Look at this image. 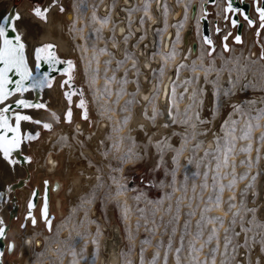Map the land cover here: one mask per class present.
I'll return each instance as SVG.
<instances>
[{
	"label": "rangeland",
	"instance_id": "1",
	"mask_svg": "<svg viewBox=\"0 0 264 264\" xmlns=\"http://www.w3.org/2000/svg\"><path fill=\"white\" fill-rule=\"evenodd\" d=\"M100 1L73 0L72 8L78 20L84 8L88 7L89 17H85V27L76 30L78 26L72 25V30L75 32L73 33L74 41L78 50L82 52L76 53L75 50L68 57H64L57 50L60 59L64 61L71 59L74 67L66 72H56V67H52L55 81L60 79L59 86L61 81H66L71 76L69 82L71 87L62 89L60 86V92L72 93L73 115L74 112L76 113L75 109L79 112V117L72 118V122L75 119L87 121L90 129L95 126V121L101 118L109 122L97 146L100 160L97 159L98 156L90 158L98 170L97 177L90 183L86 182L85 188L72 198L60 194L62 186L60 187L53 199L56 204H59L61 212L55 214L52 210L55 216L49 231L45 229L42 221L35 226L28 224L25 229H21L20 223L24 213V211L18 212L21 200L18 193H21L19 192L21 187L31 189L40 184L42 177L49 176V173L35 174L34 169L25 167L26 172L13 180L27 179V184L17 183L11 193L12 198L6 202V204L9 203L7 204L8 216L4 221L7 225V236L14 240L16 247L10 254H6L5 263L12 264L14 259H19L17 252L20 250V243L24 238L29 237L28 235L45 234L47 238L43 240L44 243L40 248L36 247L35 263L91 264L94 258V264H103L102 241L106 236V228L112 224L118 227L123 242L120 264H172L173 261L175 264H237L240 259L246 257L251 259L250 252L253 245L257 250L264 247V218L246 210L254 207L253 200L257 197L264 199L263 193L258 192L259 185H257V181L261 185L264 183V175H262L264 173L262 168L264 139H258L260 133L264 131V115L259 118L260 127L255 126L257 110L264 109V60L260 59V53L264 51V29L260 28L258 15L251 14L254 18L251 26L244 20L246 27L243 26V29L246 33L242 29V43H237L234 40L235 28L229 24L228 18H225L227 16L224 13V6L219 7V0L214 2L213 0H178L187 8L193 1L189 19L194 34L192 37L194 55L197 57L190 61L189 65H181L179 72L181 70L190 72L187 82L193 90H196V95L193 97L190 108L175 113V121L180 128L172 131L183 134L187 130L186 142L181 148L183 137L176 135L169 141L172 147L165 148L161 154L157 152L155 146L149 145L147 138L141 141V138L136 139L127 133L128 117L137 102L136 93L134 90L127 89V69L124 68L122 60L113 61L108 53L103 58L101 53L106 49V38L103 39L100 28L92 26L93 13L96 12ZM25 2H28L31 7L37 0H13V5L20 6ZM40 2L44 3V0ZM201 4L203 16L208 18V24L211 23L214 28L211 40L215 44V51L211 57L207 55L209 47L207 44L201 42V47H198V38L202 39V35L200 32L198 36L195 31V24L196 29L197 24L200 25L199 19L197 22L195 19L197 8ZM137 24L140 25L139 22ZM180 27L181 24L178 25V28ZM217 27L220 29L219 32L216 31ZM142 28L141 26L139 30ZM163 28L156 30L159 37L157 40L160 39ZM257 29H260L259 34ZM225 37L230 49L228 52L223 50ZM166 59L170 61L171 57L167 56ZM63 65L66 69L67 65ZM167 68L166 66L165 70ZM157 76L159 81L163 74H157ZM176 76L177 72L173 71L174 81ZM199 78H203V82L208 84L206 85L208 93H211L204 99L203 114L205 115L203 116L209 115L213 92L217 89L220 92L222 106L219 109V115L212 124L203 126L220 127L219 147L215 140V145L207 148L203 145L202 135L195 137L192 135L193 130L190 127V124L194 122L192 114L202 98L198 94L200 93ZM46 89L49 88L43 91L37 90V96L42 95ZM226 89L230 91V96L223 95ZM81 90L86 101L87 120L82 119L84 109L78 107ZM157 93L158 86L150 98L156 97ZM237 93L242 99L237 102L241 104V108L233 112L234 103H229V100ZM61 96L66 101L62 94ZM180 102L181 100H178V103ZM229 113L233 115L230 117ZM49 114L51 117V112ZM126 117L127 120H125ZM186 117L191 118L189 123L182 124L181 121ZM34 119L41 118L34 117ZM225 120H228L229 124L221 129ZM233 120L234 125L231 123ZM63 122L62 120L55 124L50 132L59 128V124ZM249 123L253 125L250 133L251 150L244 151L249 140L239 137L247 130ZM201 127H198L196 131L201 132ZM231 127L235 128V132H229ZM37 130L41 131V136L32 146L36 145L41 150L37 152L28 147L25 150L39 158L44 150L43 135L49 131L43 130L42 126H37L35 131ZM233 135L237 139L231 142ZM54 144L56 145L52 146V149H58L59 144ZM177 149L180 151L177 152ZM225 150H228L226 166L224 164ZM174 155L177 156L175 164L172 160ZM157 163L160 164L159 168H156ZM218 164L219 167H217ZM253 174H256L255 182L252 186L246 187ZM53 179H58L62 183L58 175ZM147 181H151V184ZM230 181L233 183L231 187H228ZM221 185L224 186L222 191L219 190ZM118 190L119 195H117ZM217 195L220 196L219 207L215 206ZM229 205L234 207L230 208ZM233 212L237 213L235 217L232 215ZM212 217H221L222 222L213 220ZM14 225H17L20 232L26 235L20 241H17L12 234L13 231L9 232L13 230ZM213 228H215L214 234ZM226 238L227 244H225ZM177 248L180 249L178 253ZM165 253H167V260ZM82 256L84 260L80 259ZM254 264H264V251H261L260 259Z\"/></svg>",
	"mask_w": 264,
	"mask_h": 264
},
{
	"label": "bare ground",
	"instance_id": "2",
	"mask_svg": "<svg viewBox=\"0 0 264 264\" xmlns=\"http://www.w3.org/2000/svg\"><path fill=\"white\" fill-rule=\"evenodd\" d=\"M149 2L150 0H116L114 2L113 0H101L96 8V12L93 13L94 21L92 24L94 28H100L102 31L103 39L106 38V49L101 52L103 53V58L110 54L112 56L113 61L122 60L124 68L127 69V89L128 91H135L137 102L136 106L132 109V112L128 117L126 128L127 133L130 134V136H134L136 137V139L141 138V141L142 139H148L149 137H153L154 140H162L166 136H171V139L175 137L172 136V130L175 128H180V126H178V122L173 124L172 121L175 120L176 112H180L183 109L187 110V106L192 104L193 99L190 100L189 97L192 96L193 88L189 86L187 82L190 76V72L188 70H181L176 76V81H174L175 77L173 78V76L171 75H173V71H175L176 73L177 65H189V62L197 57L194 55V40L192 39L194 35L193 31H191V34L188 36L186 43L183 40L185 31L188 28H191L189 16L191 4L193 1L190 3L188 8L185 7V5L183 3H180L178 0H152L150 3ZM58 3L62 4L63 7L66 9L63 12H60L58 6L53 7L50 13V18L53 19L59 25V27L55 30L54 34L51 35H53V38L57 44V50L59 54L64 57H68L75 50L76 53L82 52L78 50V47L74 41L75 32L72 30V25L75 24L76 26H78L76 30L78 28L81 29L85 27V17H89V15H87L88 7L86 6L84 8L83 13L78 20L72 8L73 0H61V2ZM218 4L220 8H223L224 0H219ZM12 6V0H0V13L6 12ZM20 6L23 7L25 11H27V9L29 8V3L25 2ZM201 10V16H203L202 4L197 8L195 21L197 22L198 19L200 21V25L199 23L197 24V29L196 24L194 23L195 31L198 36H200L201 32ZM250 12L251 14L254 13L252 8L250 9ZM175 13H178V16H175ZM137 22H139L140 25L137 24ZM179 24H181L180 28H178ZM120 25L124 26V31L118 33L116 28ZM141 26L143 28L139 30ZM243 26L246 27V22H244ZM161 27L164 28L162 30L160 41L158 43L157 39L159 37L157 39L154 38L158 36L156 34V30H159ZM120 28L121 26L119 27V29ZM213 29V25L209 23L211 39L213 37ZM244 31L246 33V30L243 29V32ZM29 39L31 41V37ZM201 42L203 41L199 37L198 47H201ZM80 49L82 50V47ZM172 53L175 54L171 55ZM26 56L28 59L29 68L32 69L33 72H35L36 65L34 53L31 50L26 51ZM167 56L171 57L170 61L166 59ZM161 65H163L164 67V73L161 79L158 81L159 78L157 74L161 75L159 71ZM166 66L168 68L165 70ZM123 69L121 70V72L123 71ZM9 75L12 78V86L15 87V80L19 77L17 76L15 71L10 72ZM169 75L171 76V79L169 82H166V78ZM223 79H225V77H223ZM59 80L60 79L54 81L53 87L50 89H46L43 94L41 93L42 95L40 96H37V90L33 91L31 89L26 91L23 94V97L17 94H14V96L17 99L24 98L28 100H33L34 102H47L48 106L51 109H54L57 113L61 114L66 109L67 102L64 101L61 96V94L63 95V93H61L62 91L60 92L61 89L58 84ZM222 82H224V80ZM206 85L208 84L203 82V78H199V91L201 89H203L204 91L198 94L203 99H206V96L209 94ZM156 86H158V93L156 97L150 98V95L154 92ZM173 88L175 89L174 93ZM210 88L211 86L209 87V89ZM185 89H187L188 91L185 92ZM181 93H184L183 97H181ZM239 97L240 95H238V93L234 94L230 98L229 103H237L241 101L242 99H240ZM178 100H181V102L178 103ZM8 103L11 108L19 110L24 114L32 115L33 118H41L45 121L48 120L47 118L52 119V117H50L49 112L46 110L36 108L21 109L14 104L12 98H9ZM169 106H171V111L173 113L172 116L168 115ZM153 109L156 110L154 119H152ZM75 111L76 113L74 112L73 118L77 117L79 114L78 110L75 109ZM21 123L22 131L35 132L37 126L34 123L29 121H22ZM77 124L80 125V134L78 138L80 140L85 141V146L83 150L85 151L88 159L80 161V164L77 166V170L75 173L76 178L74 180H66L62 178L59 174H52L48 172L47 169L43 166L42 159L37 160L36 162L32 163L31 166L27 167L29 169H34L35 174L42 173L43 175H46L47 173H49V176H45V178L50 179V181H52V184L49 188L48 210L49 215L52 214L53 218L55 214L61 212L59 204H56L53 199L54 194L60 189L61 186L62 187L60 194H63L68 198H72L73 195L80 193V191L85 188L86 182L90 183L92 179H95L97 177L98 170L93 164L91 165V167H89L88 160H90L91 157L95 158V156L100 155L98 151L99 148L97 150V146L99 145V142H101L100 140L102 139L103 134L107 129L106 125L109 124V122L103 118L96 120L94 124L95 126L92 129H90V125L87 121L75 119L72 123L63 122L59 124V128H57L56 130L54 129L53 132H46L43 135L42 148H44V150L40 157L46 155L48 150H51L52 146L56 145L53 142H49V137H55L62 132L68 134L71 148L66 145L62 152H53V158L59 159L65 157L68 155L69 152L78 154L82 149L80 145L77 144L73 139V137L77 134ZM166 124L168 125L167 128L164 127V125ZM141 125H143V127H141ZM208 128L211 129L210 133L207 135H202V139L203 145L207 146V148H211L215 145V139H213V134L218 136L221 130L220 127L215 128L213 126H209ZM202 129L203 126L201 127V130ZM31 148L37 152L41 150L36 145H33ZM25 149H27V144H25ZM97 159L100 160V156H98ZM262 168H264V166H262ZM80 169H82V172L80 171ZM25 172V168L20 169L16 174H13L11 176L6 175L4 177V181L8 182L13 179H16L18 176L23 175ZM56 175L59 176L62 183H60L58 179H53ZM262 175H264V173ZM45 178L42 177L40 184L33 186L31 189L21 187V190L19 191L21 193H18L21 197L18 212L24 211L22 220L24 219V214L27 209L26 205L28 198L32 190L37 189L39 194L37 196V206L33 211V216H35L37 223H41L39 216V204L41 203V196L44 187L42 181ZM64 183L66 184L64 185ZM257 183V185H259L258 192L263 193L264 196V183L262 185L258 181ZM54 184H58L59 187H56V189L53 190L52 188ZM253 202V206L257 209L256 214H258V216H262L261 218H264V199H260L259 196L255 200H253ZM7 204L6 202H4L3 198H0V217H2L4 221L8 216L9 207ZM52 210L55 211V214L52 212ZM28 224L29 223H27L26 225ZM42 224L44 223L42 222ZM106 230V234L104 233L106 236L102 241V248L104 251V255L102 257L104 258L103 264H120V253L123 246V242L121 240L118 227H116L115 224H112L108 226ZM9 232H12L17 241L22 240L26 236L25 234L20 232L17 225H14L13 230ZM28 236L29 237L24 238V240H30L31 243L25 245L23 248L21 247L22 242L20 243V250L17 252V257L19 259H14V261L11 262L12 264H38L35 263L36 260L34 259V253L37 251L36 247L40 248V246L44 243L43 240L47 238V235L33 234ZM36 240H39L38 244L35 243ZM252 247L253 249L250 252L251 259L249 257L240 259L237 261V264H254V262H257L260 259L261 250H257L254 245ZM54 248H56V246H54ZM28 251L29 254L31 253L30 256L28 254ZM6 254L7 253L4 252L2 264H6L4 260ZM172 264H175L174 261L172 262Z\"/></svg>",
	"mask_w": 264,
	"mask_h": 264
},
{
	"label": "snow or ice",
	"instance_id": "3",
	"mask_svg": "<svg viewBox=\"0 0 264 264\" xmlns=\"http://www.w3.org/2000/svg\"><path fill=\"white\" fill-rule=\"evenodd\" d=\"M214 2V0H213ZM255 5V12L258 14L259 21H260V28L264 29V0H253ZM59 7V11L63 12L64 7L62 4L58 3V0H44V3H41L40 0H37L31 7L25 11L23 7L13 5L10 7L6 12L0 13V198L4 199V202L11 199V193L14 190V187L17 183L27 184V179L16 181L12 180L11 182H5L4 177L11 176L16 174L18 170L23 169L25 167L31 166V164L38 160H43V166L47 169L48 172L52 174H59L62 178L66 180H74L75 173L77 170V166L80 164L81 160H87L88 157L85 153L84 146L85 141L80 140V125H76L77 134L73 137L75 142L80 145L81 151L78 154H74L73 152H69L67 156L54 159L53 158V151L62 152L64 147L67 145L71 148V144L69 143V136L66 133H60L55 137H49V142H54L59 144V148H54L48 150L46 155L41 157H37L34 153L26 152L25 144H27L28 148L32 147V144L39 139L41 136V131L37 130L35 132H24L22 131V121H29L34 123L37 126H42L43 130L52 131L55 124L60 123L62 120L67 123L72 122L73 118V110H72V93L69 91H64L63 96L64 99L67 101V109L63 111L61 114H57L56 111H53L48 108L47 102H34L33 100H28L24 98H15L14 94L20 95L23 97V94L28 91L29 89L36 91L40 90L43 91L45 88H52L55 77L52 75V66L54 64H66L67 68H56V72H66L70 71L74 67V63L71 59L66 61L61 60L60 57L57 55V44L53 38L55 30L59 27V25L50 18V13L53 7ZM225 12H235L239 15H242L244 19L247 21L249 26L253 25L254 21L249 17L248 13L243 9H235L232 3V0H228V3L225 8ZM227 19V17H225ZM231 23L235 26L237 25L238 21L233 18ZM123 31V29H120ZM217 32L220 29L217 27ZM260 29H257V34H259ZM31 37V41L30 38ZM225 43L223 44V50L225 52L230 51L229 45L227 44V37L224 38ZM204 43L207 44L208 51L207 55L209 57L214 55L215 51V44L210 39L208 35L203 37ZM235 42L242 43V37L240 34H237L234 37ZM31 50L35 56V65L36 71L33 72L32 69L28 66V59L26 56V51ZM172 53L171 55H174ZM254 55V54H253ZM260 59L264 60V51L260 53ZM47 64L49 67L48 71H40L41 65ZM182 64V62H181ZM181 65L176 66V72L179 74V69ZM15 71L18 79L15 80V87H9V83L11 82L12 78L9 75L10 72ZM160 73H164V67L161 65L159 69ZM71 76L68 77V80L61 81V88L64 89L66 87H71L70 85ZM188 90L185 89V92ZM204 90L201 89L200 92ZM175 89L173 88V93ZM81 99L79 100L78 107L84 109L82 113V119L87 120V108H86V101L83 98V91L81 90L79 93ZM183 97L184 93L180 94ZM196 95V90H193L192 96H190V100ZM224 96H230L231 93L229 90H225L223 93ZM212 107L210 109L209 115L203 116V109H204V99L201 98L197 103V107L195 112L192 114V118H194V122L190 124L192 128V135L195 137L197 135H207L210 133L211 129L208 127H203L202 132H197L196 129L198 127L204 125L212 124L217 116L219 115V109L222 106V100L220 98V92L217 89L212 94ZM9 98H12L14 104L19 108L23 109H45L51 112V121H45L41 119H34L32 115L24 114L23 112L13 109L9 106ZM251 103V101H249ZM187 107H191L188 105ZM233 112L239 110L241 108V104L234 103L232 105ZM10 113V115H9ZM156 114V110L153 109V118ZM168 115L172 116L173 113L171 111V106H169ZM233 113H229L231 117ZM264 115V109L257 110L256 119L257 124L256 127H260L259 118L260 116ZM189 117H186L184 120L181 121L182 124L189 123ZM127 120V117L125 118ZM173 124L176 123L175 120L172 121ZM232 125L235 124V121H231ZM229 124L228 120L224 121V124L221 125V129H224L226 125ZM143 127V125H141ZM165 128L168 125H164ZM253 125L251 123L248 124L247 130L241 135L240 139H248V146L247 148L243 149L244 151L251 150V139L250 133ZM229 132H235V128H229ZM182 135V144L181 148L183 147V143L186 142L188 132L185 130L183 134L173 132L172 136ZM171 136H166L162 140H154L153 137H149V145L155 146L158 153H163L165 148H171L172 144L169 143L171 140ZM213 139L217 141L219 147V140L220 137L213 134ZM227 139V137H226ZM237 139L236 136L231 137V142H234ZM258 139H264V131L260 133ZM195 146V145H194ZM118 147V145H117ZM39 151V149H38ZM177 152L180 149L176 150ZM259 152V149H257ZM173 163L177 162V156L172 157ZM243 163V161H241ZM224 164L225 166L228 164V150L224 151ZM88 165L91 167L92 161L88 160ZM160 164H156V168H159ZM219 167V164L217 165ZM82 172V169H80ZM233 171H234V164H233ZM175 178V173L173 170V179ZM256 180V174L252 175V179L249 181V185L246 187L252 186ZM43 186L45 189L44 192V204L41 209L42 218L45 221L46 227L51 229V219L48 216V191L52 184L50 179L45 178L43 181ZM147 183L151 184V181H147ZM161 183H163L161 181ZM233 182H229L228 187L232 186ZM56 187H59L57 184ZM223 185L220 186V191L223 190ZM37 189H33L32 196L35 197L38 195ZM119 195V190L117 192ZM253 196H256V192H253ZM230 199H234V197H230ZM215 206H220V196L217 195L215 197ZM28 212L26 213L24 220L25 223L20 224L21 229L26 228V222L31 219V223L33 226L36 225L37 221L35 216H33L32 209L35 207V204L32 199L28 201ZM229 207H234V205H229ZM247 211L252 212L253 214L256 213L257 209L255 207L251 209H246ZM236 212H233V217L236 216ZM213 220H221V217H212ZM213 234L215 233V228H213ZM7 234V225H5L4 220L0 217V239H6ZM238 235V234H237ZM211 239V236H209ZM30 240H22L21 247L23 248L25 245L30 244ZM39 243V241H37ZM228 243L226 238L225 244ZM16 247L14 241L9 240L3 249H0V264H2V258L4 256V251L12 252ZM177 253L180 251L179 248L176 249ZM215 251V249H213ZM261 251H264V247H262ZM84 260L85 258L82 256L80 258ZM165 259L167 260V253H165ZM91 264H94V258L91 261Z\"/></svg>",
	"mask_w": 264,
	"mask_h": 264
},
{
	"label": "water",
	"instance_id": "4",
	"mask_svg": "<svg viewBox=\"0 0 264 264\" xmlns=\"http://www.w3.org/2000/svg\"><path fill=\"white\" fill-rule=\"evenodd\" d=\"M227 3H228V0H225L224 13H225V15H226L227 18H228L229 24H230L232 27L235 28V36H236L237 34H240V35H241V33H242V29H243V25H244V20H245V19H244V17H243L242 15H239L238 13H235V12H225V8H226ZM232 3H233V6H234L235 9H243L244 11H246V12L248 13L249 17L254 21V18L252 17L251 12H250V9L252 8L253 12L256 13V12H255V5H254V3H253V0H232ZM204 12H205V11H204ZM256 14H257V13H256ZM257 15H258V14H257ZM233 18H235V19L238 21L237 25H235V26L231 23V21H232ZM258 18H259V17H258ZM200 20H201V35H202V39H203V37H204L205 35H208V36L210 37L208 18H207L206 16H201ZM245 21H246V20H245ZM246 22H247V21H246ZM191 31H192L191 28H188V29L185 31L184 36H183V40H184L185 43L187 42V38H188V36L191 34ZM235 36H234V37H235ZM210 39H211V37H210ZM203 42H204V40H203ZM54 66H55L56 68H64V69H65V65H63V64H54L52 67H54ZM48 70H49V67H48L47 64H42V65H41V68H40V71H41V72H43V71H48ZM12 85H13V84L10 82L8 86H9V87H13ZM10 107H11V106H10ZM52 189H53V190L56 189V185H55V184H54V186H53ZM32 191H33V190H32ZM44 192H45V189H44V187H43V193H42V196H41V203L39 204V216H40V220L44 223V227H45V229L49 231V228L46 227V225H45V221H44V219L42 218V215H41V209H42L43 204H44V199H43V197H44ZM37 196H38V195H36L35 197H33V196H32V192H31V194H30V196H29V198H28V201H29V199H32V200H33V202H34V204H35V207L37 206ZM48 200H49V191H48ZM28 201H27V205H28ZM27 205H26V207H27ZM35 207L32 209V212L34 211ZM27 212H28V207H27V209H26V212H25V214H24V217H25V215H26ZM48 216H49V218L51 219V221H53V215H52V214L49 215V210H48ZM21 223H25V220L23 219ZM21 223H20V224H21ZM27 223H29L30 225H32V223H31V219H29V220L26 222V224H27ZM51 226H52V223H51ZM9 240L13 241L12 239H9V238H8L7 234H6V239H0V249H3V248H4V245H5ZM5 241H6V243H5ZM37 241H39V240H36V241H35L36 244H38ZM4 252L7 253V254H10V253H11V252H10V253L7 252L6 250H5Z\"/></svg>",
	"mask_w": 264,
	"mask_h": 264
},
{
	"label": "flooded vegetation",
	"instance_id": "5",
	"mask_svg": "<svg viewBox=\"0 0 264 264\" xmlns=\"http://www.w3.org/2000/svg\"><path fill=\"white\" fill-rule=\"evenodd\" d=\"M13 1V0H12Z\"/></svg>",
	"mask_w": 264,
	"mask_h": 264
}]
</instances>
